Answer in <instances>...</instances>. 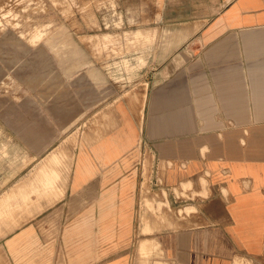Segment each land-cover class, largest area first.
<instances>
[{"label": "crops", "instance_id": "crops-1", "mask_svg": "<svg viewBox=\"0 0 264 264\" xmlns=\"http://www.w3.org/2000/svg\"><path fill=\"white\" fill-rule=\"evenodd\" d=\"M181 12L182 47L77 146L68 181L49 166L50 181L17 183L0 264H134L142 239L170 264H264V0H187ZM157 174L177 226L152 219L141 234L143 184ZM42 187L47 197L31 194Z\"/></svg>", "mask_w": 264, "mask_h": 264}, {"label": "rangeland", "instance_id": "rangeland-1", "mask_svg": "<svg viewBox=\"0 0 264 264\" xmlns=\"http://www.w3.org/2000/svg\"><path fill=\"white\" fill-rule=\"evenodd\" d=\"M186 1L0 0V221L19 210L11 204L18 182L50 181L49 166H61L68 181L77 146L100 136L114 104L182 47L186 31L176 20L186 16ZM151 176L141 192V234L152 232V219L163 229L177 226L164 178ZM43 190L50 191L30 192L47 197ZM175 193L183 203L189 197ZM141 243L150 244V253L141 252ZM158 247L140 240L134 264H170Z\"/></svg>", "mask_w": 264, "mask_h": 264}, {"label": "clouds", "instance_id": "clouds-1", "mask_svg": "<svg viewBox=\"0 0 264 264\" xmlns=\"http://www.w3.org/2000/svg\"><path fill=\"white\" fill-rule=\"evenodd\" d=\"M201 180H203V178H201ZM220 192V197L221 199L226 202L227 201V197H228V191L226 188H220L219 189ZM211 198V193H209L208 197H206V199H210Z\"/></svg>", "mask_w": 264, "mask_h": 264}, {"label": "bare ground", "instance_id": "bare-ground-1", "mask_svg": "<svg viewBox=\"0 0 264 264\" xmlns=\"http://www.w3.org/2000/svg\"><path fill=\"white\" fill-rule=\"evenodd\" d=\"M49 1H50V0H49ZM43 6H44V5H43ZM59 14H60V13H59ZM20 37H21V36H20ZM143 219H144V217H143ZM149 245H150V244H147V243H141V245H140V246H141V252H145V251L148 250L149 253H150V250H151V249H149V248H150ZM152 246H153V245H152ZM148 247H149V248H148ZM153 247H154V246H153ZM148 251H147V252H148ZM144 255H145V254H144ZM156 264H162V262H161V261H157Z\"/></svg>", "mask_w": 264, "mask_h": 264}]
</instances>
